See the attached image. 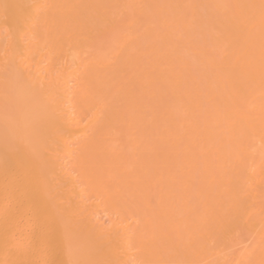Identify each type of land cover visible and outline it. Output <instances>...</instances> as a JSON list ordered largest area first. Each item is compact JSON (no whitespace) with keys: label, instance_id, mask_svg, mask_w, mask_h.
Returning a JSON list of instances; mask_svg holds the SVG:
<instances>
[{"label":"bare ground","instance_id":"6f19581e","mask_svg":"<svg viewBox=\"0 0 264 264\" xmlns=\"http://www.w3.org/2000/svg\"><path fill=\"white\" fill-rule=\"evenodd\" d=\"M0 264H264V0H0Z\"/></svg>","mask_w":264,"mask_h":264}]
</instances>
